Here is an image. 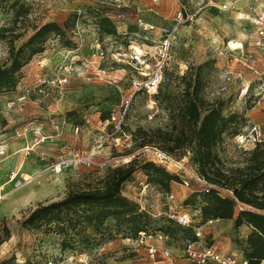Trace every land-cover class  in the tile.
Listing matches in <instances>:
<instances>
[{
    "label": "rangeland",
    "instance_id": "1",
    "mask_svg": "<svg viewBox=\"0 0 264 264\" xmlns=\"http://www.w3.org/2000/svg\"><path fill=\"white\" fill-rule=\"evenodd\" d=\"M11 2L0 0V28H12ZM20 2L28 8L26 22L18 23L13 29L11 34H20L17 39L7 33L6 39L0 41V67L9 64L10 43L15 49L24 43L32 34L31 25L61 23L70 14L75 19L62 38L51 35L46 38L42 52L32 56L15 74L13 87L0 90V264H151L144 244L129 231L114 229L112 220L105 221L97 233L85 229L87 240L71 235L64 249L60 248V235L45 232L43 227H26L22 221L38 202L61 198L67 190L102 175L107 167L125 165L132 160L144 161L146 156L142 154L129 157L140 144L161 148L153 132L169 130L177 123L176 111L188 84V92H195L204 106L219 110L223 118L235 116L214 150L225 166L241 163L245 151L235 143V135L242 134L251 124L259 125L264 133V45L254 46V20L258 13L264 12V6L259 7L264 0ZM178 11L193 18L177 28L170 38L157 93L135 95L123 113L130 83L137 78L127 64L128 55L133 48L145 53L150 67L159 56ZM100 17L113 22L115 35L98 30ZM231 41L238 43L231 46ZM239 43L241 48L236 49ZM99 50L107 58L101 67L120 72L116 85L85 83L84 74L77 73L71 74L61 89L50 84L55 77L54 66L67 51H71L69 57L77 68V58L93 59L96 63L98 59L90 56ZM112 58L123 63H115ZM85 71L89 73L88 69ZM22 96L24 99L20 100ZM120 116L124 136H117L116 146L115 141H110L96 152L94 165H73L53 172L50 163L66 157L72 150L85 152L95 140L112 131ZM56 127L60 133H56ZM36 132L41 143L33 142ZM125 141L132 144L131 149L123 148ZM177 157L191 164L186 153ZM21 163L37 168L23 173L19 170ZM10 171L23 179L20 186L13 185ZM145 179L137 164L122 184L121 192L149 215L148 230L162 235L160 244L171 254L173 264H189L181 249L198 218V197L192 201L190 187L170 182L164 190ZM170 194L172 197L168 198ZM169 213H187L193 222L190 226L180 225ZM212 222L209 225H214V229L225 228L220 221ZM203 230V241L216 245L212 234ZM228 234L230 242L241 249L242 242L232 226Z\"/></svg>",
    "mask_w": 264,
    "mask_h": 264
},
{
    "label": "trees",
    "instance_id": "2",
    "mask_svg": "<svg viewBox=\"0 0 264 264\" xmlns=\"http://www.w3.org/2000/svg\"><path fill=\"white\" fill-rule=\"evenodd\" d=\"M9 9L13 12L12 28H0V41L10 33L12 39L20 34H11L16 25L25 24L27 6L20 0H12ZM74 14L68 15L61 23L50 22L29 27L32 34L15 49L8 48V66L0 67V90L13 87L15 74L32 56L42 52V45L51 36L62 38L73 25ZM98 30L105 35H115L113 22L108 17L97 20ZM66 44H68L66 42ZM185 87L181 104L176 111V124L169 130L153 132L161 150L176 157L191 154V163L208 182L231 191L236 201L243 206L237 210L235 202L225 195L213 191H192V201L198 197L201 222L214 219L233 218V226L241 224L249 227L242 242V256L247 264H264V144L244 152L242 162L236 166H225L214 148L221 135L227 132L235 119L234 115L223 118L219 110L204 106L195 92ZM102 120H106L102 118ZM145 144H140V146ZM138 164L146 176V182L156 184L164 190L176 177L154 163L132 160L125 165L107 167L104 173L93 181L69 189L55 200L38 202L24 216L22 223L29 228L45 232L54 231L62 237L60 248L68 246L71 235L87 240L85 229L93 233L100 231L105 221L112 220L114 229H125L137 236L138 232H148L149 215L139 209V205L121 192L122 184L131 176ZM5 230V228H4ZM193 234L187 240H193ZM1 242V241H0ZM7 264H21L10 262Z\"/></svg>",
    "mask_w": 264,
    "mask_h": 264
},
{
    "label": "built area",
    "instance_id": "3",
    "mask_svg": "<svg viewBox=\"0 0 264 264\" xmlns=\"http://www.w3.org/2000/svg\"><path fill=\"white\" fill-rule=\"evenodd\" d=\"M234 4V3H233ZM233 4L231 6L233 7ZM114 7L118 8V4H113ZM193 15H187L184 11L176 12L174 16V25L166 35L159 52V56L154 60L152 65L149 67L146 64V54L136 51L135 48L128 55V65L132 68L137 78L133 79L130 83V90L127 94V100L124 101L123 113L125 112L128 102L137 94H146L147 96H154L157 93L158 85L161 81V70L166 60V52L169 46V41L173 33L181 25L192 21ZM254 24L256 27V39L254 42L255 47H262L264 45V12L258 13L255 17ZM240 44V43H239ZM236 49L241 48V44ZM71 51H67L65 55L60 58L57 64L54 66L55 77L50 82L56 88L61 89L65 86L69 80L71 74H84L83 81L85 83H102L109 86L116 85L120 80V72L111 67H101V63L107 58L102 51L92 54L90 57L97 58L98 61L95 63L93 59L90 61L86 59L77 58L75 62H78L77 68L73 65L70 59ZM117 55V54H116ZM115 63H123L118 58H112ZM75 64V63H74ZM95 65V66H94ZM88 69L89 73L85 70ZM43 83V82H42ZM22 96L20 100H23ZM122 113V115H123ZM122 116L112 126V131L109 134H105L99 137L93 142V144L85 151L80 152L78 150H72L66 157L58 158L55 163H50L54 173L61 171V169L68 168L73 165L91 166L94 165L93 158L94 154L98 152L104 145L110 141H115L116 146L119 142V135H123L120 130ZM33 136L34 143H41L42 139L36 132ZM235 143L242 147L245 144H249L253 147L264 144V133L259 125L251 124L242 134L235 135ZM132 144L125 141L123 144L124 149H131ZM30 149V148H29ZM29 151V150H28ZM28 152L26 150L25 155ZM139 154L146 156V162L154 163L161 166L166 171L172 173L176 177L174 183H178L184 188H191V191H202L208 192L213 191L219 195H225L231 198L235 204L237 210L243 208L236 199L232 196L230 190L222 188L216 184L205 180L197 171V167L194 163L187 165L182 162V159L176 158L157 146L153 145H142L138 149L131 151L129 157H134ZM108 165V163H106ZM16 172L10 171L9 178L14 180V186L18 187L23 179L17 178ZM172 195H168L171 198ZM264 216V211L262 213ZM171 219H174L178 224L184 226H190L191 220L187 213H169ZM193 240H186L183 243L181 252L183 257L189 264H247V260L243 256H238L234 253H228L218 250L211 244H207L203 241L201 231L199 228L192 229ZM154 235V237H153ZM140 243H143L148 258L151 260V264H173V260L169 251L164 248L162 242V235L160 233L138 232L135 237ZM50 264V263H49Z\"/></svg>",
    "mask_w": 264,
    "mask_h": 264
},
{
    "label": "crops",
    "instance_id": "4",
    "mask_svg": "<svg viewBox=\"0 0 264 264\" xmlns=\"http://www.w3.org/2000/svg\"><path fill=\"white\" fill-rule=\"evenodd\" d=\"M263 1V0H262ZM261 6H264V2L260 3L259 7ZM234 43H238V42H234V41H231L229 43V45L233 46ZM104 121H108V120H104ZM63 129V128H61ZM56 133H60L58 127H56ZM82 139H84V136L82 135L81 136ZM252 149V146L249 145V144H245L243 145V150L244 151H250ZM188 158L190 159V163H191V154L186 152ZM10 164H11V160L9 161ZM240 164V163H237V165ZM37 166H34V165H30V164H26V163H21L19 165V170L23 173H31V172H34L36 170ZM140 208H142L140 205H139ZM197 216L198 218L195 219V223L194 226L192 225L191 228H199V230L201 231V229H204L205 228V233H207L208 235L212 234V238H214L216 240V245L214 244H211L213 245L214 247H216L218 250L220 251H224V252H228V253H234L238 256H242V250L241 249H237V246H236V243L235 242H230L229 240V237H230V234L229 233V229L231 228H234L233 226V218H229V219H214V220H207L205 222H201V219H200V213H199V210H197ZM212 221H220L219 223L220 224H224L225 225V228L223 229H220V228H216L214 229L213 226L214 225H209V224H212L213 222ZM193 222V221H191ZM192 224V223H191ZM236 230V233H237V238L240 239V241H242L246 234L249 232V229L246 225L244 224H241L240 226H238L237 228H234ZM207 230V231H206ZM234 244V246L232 245Z\"/></svg>",
    "mask_w": 264,
    "mask_h": 264
},
{
    "label": "bare ground",
    "instance_id": "5",
    "mask_svg": "<svg viewBox=\"0 0 264 264\" xmlns=\"http://www.w3.org/2000/svg\"><path fill=\"white\" fill-rule=\"evenodd\" d=\"M240 45V44H239Z\"/></svg>",
    "mask_w": 264,
    "mask_h": 264
}]
</instances>
